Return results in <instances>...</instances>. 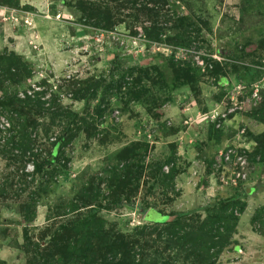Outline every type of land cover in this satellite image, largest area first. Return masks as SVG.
Instances as JSON below:
<instances>
[{
	"label": "rangeland",
	"instance_id": "rangeland-1",
	"mask_svg": "<svg viewBox=\"0 0 264 264\" xmlns=\"http://www.w3.org/2000/svg\"><path fill=\"white\" fill-rule=\"evenodd\" d=\"M79 1L18 0L17 5L0 0V54L16 51L34 71L20 85L6 83L0 97L31 89L43 101L56 100L79 113V120L70 122L76 137L61 158L67 169L50 192L35 195L29 220L21 205L36 184L21 170L16 173L19 166L8 165L1 151L10 149L11 144L5 147L10 133L0 125L5 256L14 264H37L45 253L39 247L42 238L47 235V243L73 216L59 214L78 198L84 183L101 175L124 146L139 142L136 164L158 162L167 172L175 167V187L162 186L148 167L140 185L132 186L131 204L99 212L110 229L133 234L138 226L174 220L172 214L205 215L219 199L238 196L246 209L238 213L233 244L217 264H264V160L257 151L264 124L251 117L264 94V0H167L159 17L152 18L131 9L120 13L115 0H89L114 10L108 27L84 24ZM176 17L195 24L185 35L190 44L176 43V34L184 33L174 24ZM155 20L159 37L145 31ZM213 60L222 64L224 80L212 74ZM180 63L200 71L193 84L177 79ZM82 93L84 99L78 98ZM67 122L59 119L51 136H59ZM44 127L37 147L46 151L51 141L43 138ZM229 150L233 154L226 161ZM238 171L246 176H237ZM148 205L159 207L165 217L153 210L148 218L153 223H144L140 208Z\"/></svg>",
	"mask_w": 264,
	"mask_h": 264
},
{
	"label": "trees",
	"instance_id": "trees-1",
	"mask_svg": "<svg viewBox=\"0 0 264 264\" xmlns=\"http://www.w3.org/2000/svg\"><path fill=\"white\" fill-rule=\"evenodd\" d=\"M15 1L19 5L18 0ZM80 0L79 10L84 24L108 27L114 23L115 12L104 1ZM119 3V11L131 9V13L160 15L162 6L167 0H115ZM155 25L146 27L156 36L162 33ZM174 24L184 29L183 34H176L178 45L190 44V37L185 38L187 29L192 30L195 24L186 17H176ZM210 65L213 75L224 80L222 64L213 60ZM31 63L16 51L6 49L0 54V91L10 82L14 85L22 84L33 76ZM200 72L190 64L180 63L176 68L177 79L193 84ZM223 72V73H222ZM257 77V76H256ZM252 78L253 80L256 79ZM98 85V83H97ZM31 90V89H30ZM30 90L16 92L13 95L0 97V125L5 132L9 131L6 148L1 151L10 167H18L16 173L22 172L25 179L31 177L36 187L30 191L27 199L22 203L26 208L25 220L31 218L33 204L38 196L48 193L55 187L57 178L67 169L66 162L61 165V158L65 155L66 146L74 139L75 134L70 128V122L79 120V113L64 109L53 100L43 101L38 91ZM86 93L80 97L84 99ZM258 102V107L251 112V117L264 124V94ZM48 118L49 123L40 122L41 118ZM61 118L68 120L66 129L59 136H51L53 125ZM82 120L85 121L83 118ZM45 126L43 138L51 141L50 148L44 151L37 147L41 138L40 127ZM258 149L264 160V134L258 139ZM141 144L135 142L124 146L107 162L108 167L99 176H93L84 183L78 191V198L71 202L69 208L59 216H73L63 222L50 235L47 243L39 244L45 251L37 264H217L220 255L233 244V238L238 226L239 215L246 209V202L238 196L219 199L206 209V214L184 212L176 215L171 221H164L152 225L138 226L133 234L116 232L107 226L106 220L100 216L103 209L115 207L120 203H130L132 200V186H139L142 174L149 167L155 178H159L163 185L175 187L177 170L172 167L168 172L164 165L158 162L145 165L137 161V151ZM29 163L32 170H26ZM28 183H31L28 181ZM28 189V187H26ZM24 192V191H23ZM24 194V193H23ZM130 201V202H129ZM156 206L148 205L140 208L145 211ZM58 216V215H57ZM43 261V262H42Z\"/></svg>",
	"mask_w": 264,
	"mask_h": 264
},
{
	"label": "crops",
	"instance_id": "crops-1",
	"mask_svg": "<svg viewBox=\"0 0 264 264\" xmlns=\"http://www.w3.org/2000/svg\"><path fill=\"white\" fill-rule=\"evenodd\" d=\"M153 210L161 213V217H165L164 216L165 214L159 209V207L148 208L145 211H143L141 214V219L143 220L144 223H153V221L148 220ZM5 255L6 254L4 253L3 248L0 247V261H2V264H14L11 257L10 256L6 257Z\"/></svg>",
	"mask_w": 264,
	"mask_h": 264
},
{
	"label": "built area",
	"instance_id": "built-area-1",
	"mask_svg": "<svg viewBox=\"0 0 264 264\" xmlns=\"http://www.w3.org/2000/svg\"><path fill=\"white\" fill-rule=\"evenodd\" d=\"M232 154H233V151H232V150H229V151L226 153L225 160H226V161L231 160V156H232ZM239 159H242V157L240 156ZM244 163H245V160H242V162H241V166H242V164H244ZM242 168H243V166L241 167V170H242ZM244 172H245V171H243V172L238 171V172H237V176H241V175L246 176V173H244ZM243 173H244V174H243ZM234 180H235L234 182L236 183V178H235Z\"/></svg>",
	"mask_w": 264,
	"mask_h": 264
}]
</instances>
